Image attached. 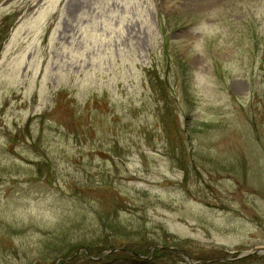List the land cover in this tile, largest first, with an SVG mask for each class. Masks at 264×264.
Returning a JSON list of instances; mask_svg holds the SVG:
<instances>
[{
    "label": "rangeland",
    "instance_id": "rangeland-1",
    "mask_svg": "<svg viewBox=\"0 0 264 264\" xmlns=\"http://www.w3.org/2000/svg\"><path fill=\"white\" fill-rule=\"evenodd\" d=\"M155 75L181 139L211 127L185 151ZM101 238L120 251L86 260ZM139 240L153 249L132 261ZM255 251L264 0H0V264H264Z\"/></svg>",
    "mask_w": 264,
    "mask_h": 264
},
{
    "label": "trees",
    "instance_id": "trees-1",
    "mask_svg": "<svg viewBox=\"0 0 264 264\" xmlns=\"http://www.w3.org/2000/svg\"><path fill=\"white\" fill-rule=\"evenodd\" d=\"M152 81L150 82V85H151V88L152 89H155V90H162L163 93L158 94V100H157V103L159 104V106H157V114L155 116V118L157 119V122L159 123V125L161 126V128L163 129V133H164V136L166 139H169V141L175 146H178L179 147V150L180 151H185V141H188V144L193 147V139L192 138V135H195L197 133H206L210 130V125L209 124H203V128L202 126H200V124H198L196 121H189L187 119H190L188 118L189 116H184L186 118L187 121H189L190 123V126H189V133H190V136L189 137H186L184 135V137H182V139L180 138V132H181V126L179 124V118H178V115H176L173 110H170L168 104L165 102L166 101V97L169 95L167 93L168 90H169V86L165 87L164 86V80H161V77L158 76V75H155V77L153 79H151ZM162 85V86H161ZM174 99L173 102L175 101V98H172ZM200 127V128H199ZM186 139V140H185ZM168 142V144L170 145L171 143ZM176 148V147H175ZM193 153V152H192ZM192 153L191 154H188L187 156L190 158L192 157ZM191 158L189 159V163H191ZM188 163V164H189ZM180 166L183 164L182 162H179ZM182 168L185 167L184 164L181 166ZM108 223H110L109 221H106L105 219L102 220V224L104 227H106L108 225ZM106 229V228H104ZM107 231V230H106ZM104 232V231H103ZM105 239L101 238L100 240H97L95 242V246L92 247V249H88V254H85L83 256L86 257H93V258H99V257H102L104 256V252L109 250V249H118L116 246L115 247H107V245H105ZM139 243L141 245H135V246H128L129 249H131V252L127 251L128 253V257L133 261V260H137V258H140L141 256L145 255V254H148L149 253V249L152 248V246H149L148 243L144 240H139ZM146 243V244H145ZM120 251V249H118ZM68 253H70V250H66ZM154 251H157V249H154ZM63 253L61 255H56V257H54V261L56 260H66V259H69V256L71 257L72 255H68V253ZM75 257V256H74ZM74 259V258H72ZM112 256H109L107 258H104L102 260H100V262H104V261H109V260H112ZM71 260V259H69ZM86 260H88L86 258ZM115 261V260H114ZM100 262H96V263H100Z\"/></svg>",
    "mask_w": 264,
    "mask_h": 264
},
{
    "label": "bare ground",
    "instance_id": "bare-ground-1",
    "mask_svg": "<svg viewBox=\"0 0 264 264\" xmlns=\"http://www.w3.org/2000/svg\"><path fill=\"white\" fill-rule=\"evenodd\" d=\"M191 1H194V0H191ZM196 3H199L200 1H203V0H195ZM181 3H185V0H166V5L167 7H172V6H177V5H181Z\"/></svg>",
    "mask_w": 264,
    "mask_h": 264
},
{
    "label": "water",
    "instance_id": "water-1",
    "mask_svg": "<svg viewBox=\"0 0 264 264\" xmlns=\"http://www.w3.org/2000/svg\"><path fill=\"white\" fill-rule=\"evenodd\" d=\"M264 251H255L252 254H259V253H263ZM194 264H207L206 262H202V263H194Z\"/></svg>",
    "mask_w": 264,
    "mask_h": 264
}]
</instances>
